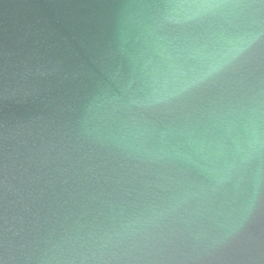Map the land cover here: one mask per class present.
<instances>
[{"label": "water", "instance_id": "1", "mask_svg": "<svg viewBox=\"0 0 264 264\" xmlns=\"http://www.w3.org/2000/svg\"><path fill=\"white\" fill-rule=\"evenodd\" d=\"M0 264H264V0H0Z\"/></svg>", "mask_w": 264, "mask_h": 264}]
</instances>
